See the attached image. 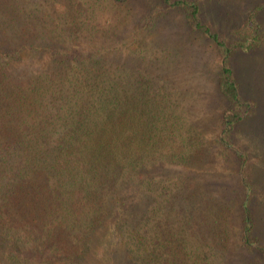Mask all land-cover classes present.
Here are the masks:
<instances>
[{
    "label": "trees",
    "instance_id": "obj_1",
    "mask_svg": "<svg viewBox=\"0 0 264 264\" xmlns=\"http://www.w3.org/2000/svg\"><path fill=\"white\" fill-rule=\"evenodd\" d=\"M161 2L139 25L154 30L182 8L190 28L220 49L227 108L218 140L235 154L248 186L242 245L264 264V221L254 210L264 188L249 170L258 159L234 139L254 107L242 99L232 63L262 48L264 3L232 29L227 44L202 22L199 6ZM20 22L8 27L13 41L0 48V264H79L94 233L107 225L126 264H227L230 203L201 207L197 189L184 198L183 172L171 170L198 165L206 152L202 134L166 111L163 89L142 71H130L117 51L48 41L26 18ZM256 174L264 180L261 168Z\"/></svg>",
    "mask_w": 264,
    "mask_h": 264
},
{
    "label": "rangeland",
    "instance_id": "obj_2",
    "mask_svg": "<svg viewBox=\"0 0 264 264\" xmlns=\"http://www.w3.org/2000/svg\"><path fill=\"white\" fill-rule=\"evenodd\" d=\"M199 6L204 24L220 37L233 41L234 27L244 24L264 0H188ZM162 6L161 0H0V48L8 45L11 26L37 28L48 34L45 40L60 41L84 50L109 48L118 52L121 63L130 71H142L162 88L166 111L184 117L188 128L202 134L206 152L197 166H175L183 172L184 198L193 190L202 195L201 207L208 202L227 201L231 205L228 223L227 264H263L242 245V202L248 196L242 170L235 154L225 152L218 138L223 131L222 115L227 108L219 78L222 58L215 40L202 30L191 29L184 9H173L154 30L139 25L142 15ZM260 15L264 30V11ZM264 36V35H263ZM13 41V39H12ZM237 66L242 99L254 107L240 122L235 133L237 146L249 150L258 162L251 171L257 186L264 188V43L255 54H240L232 59ZM160 98V97H159ZM178 146V145H177ZM170 172V171H168ZM253 172V173H252ZM259 179V180H258ZM251 185L254 188L253 182ZM254 210L264 221V191L254 199ZM264 235V234H263ZM264 244V236L262 238ZM206 244V241H201ZM203 250V248H202ZM112 226L99 229L89 241L88 254L79 264H126ZM253 261V262H252Z\"/></svg>",
    "mask_w": 264,
    "mask_h": 264
}]
</instances>
